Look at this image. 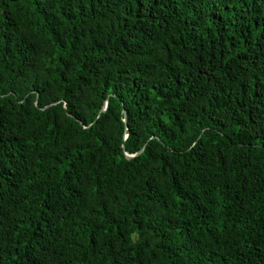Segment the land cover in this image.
Wrapping results in <instances>:
<instances>
[{"label":"trees","instance_id":"1","mask_svg":"<svg viewBox=\"0 0 264 264\" xmlns=\"http://www.w3.org/2000/svg\"><path fill=\"white\" fill-rule=\"evenodd\" d=\"M0 264H264V0H0Z\"/></svg>","mask_w":264,"mask_h":264},{"label":"water","instance_id":"2","mask_svg":"<svg viewBox=\"0 0 264 264\" xmlns=\"http://www.w3.org/2000/svg\"><path fill=\"white\" fill-rule=\"evenodd\" d=\"M105 106H106V103H105ZM126 157L128 158V157H132V156H127V155H126Z\"/></svg>","mask_w":264,"mask_h":264}]
</instances>
